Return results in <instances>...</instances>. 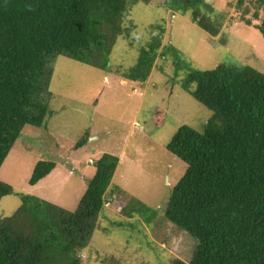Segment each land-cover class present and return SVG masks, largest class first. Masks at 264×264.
I'll list each match as a JSON object with an SVG mask.
<instances>
[{
    "label": "trees",
    "instance_id": "1",
    "mask_svg": "<svg viewBox=\"0 0 264 264\" xmlns=\"http://www.w3.org/2000/svg\"><path fill=\"white\" fill-rule=\"evenodd\" d=\"M139 1L0 0V166L22 127L41 126L51 115L49 82L56 57L106 69L112 43L126 32V16ZM165 1L189 10L210 35L218 34L220 23L201 10L204 0ZM236 7L238 20L264 37V0H237ZM160 44L156 36L140 49L135 64L119 73L145 85ZM182 86L212 114L201 130L180 125L166 143L186 169L171 188L164 214L197 238L187 262L173 256L170 264H264V74L248 64L220 63L192 69ZM84 141L85 136L78 144ZM118 162L109 153L94 162L74 210L22 194L15 211L0 217V264H83L80 253L104 196L121 195L116 185L110 187ZM55 165L39 159L28 183ZM10 192L0 180V198Z\"/></svg>",
    "mask_w": 264,
    "mask_h": 264
},
{
    "label": "rangeland",
    "instance_id": "2",
    "mask_svg": "<svg viewBox=\"0 0 264 264\" xmlns=\"http://www.w3.org/2000/svg\"><path fill=\"white\" fill-rule=\"evenodd\" d=\"M204 3L202 12L220 23L215 36L195 23L189 10L165 0H140L126 16V32L112 43L106 69L56 57L49 82L51 115L41 126L25 124L0 166V180L12 187L0 198V217L15 211L22 194L74 210L94 162L109 153L119 156L112 184L121 195L100 210L80 253L83 264H170L173 256L191 258L197 238L164 214L171 188L186 169L166 143L182 124L201 130L212 112L182 82L192 69L220 63H244L264 74V37L238 20L237 0ZM155 35L161 44L141 86L119 71L124 75ZM39 159L56 165L31 185Z\"/></svg>",
    "mask_w": 264,
    "mask_h": 264
},
{
    "label": "crops",
    "instance_id": "3",
    "mask_svg": "<svg viewBox=\"0 0 264 264\" xmlns=\"http://www.w3.org/2000/svg\"><path fill=\"white\" fill-rule=\"evenodd\" d=\"M121 79H123V78H121ZM147 79H148V78H147ZM117 157H118V161H119V156H117ZM89 162H91V161L89 160ZM118 163H119V162H118ZM116 170H118V165H117V167H116ZM116 170H115V171H116ZM114 176H115V173L113 174L112 177L114 178ZM112 183H113V179L111 180L110 187L112 186ZM107 191H108V190H107ZM114 197H115V196L113 195V197L111 198V197H109V194H106V195L104 196V199H105V201H106V203H107V204L104 203L105 206H108L109 203L111 204V202L114 201ZM110 198H111L112 200H110ZM107 200H109V201H107Z\"/></svg>",
    "mask_w": 264,
    "mask_h": 264
},
{
    "label": "clouds",
    "instance_id": "4",
    "mask_svg": "<svg viewBox=\"0 0 264 264\" xmlns=\"http://www.w3.org/2000/svg\"><path fill=\"white\" fill-rule=\"evenodd\" d=\"M91 161V160H90Z\"/></svg>",
    "mask_w": 264,
    "mask_h": 264
}]
</instances>
